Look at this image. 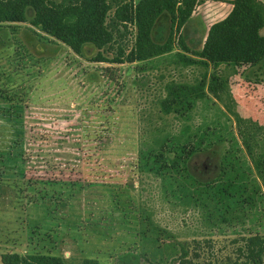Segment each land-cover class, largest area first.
<instances>
[{
    "label": "rangeland",
    "instance_id": "rangeland-1",
    "mask_svg": "<svg viewBox=\"0 0 264 264\" xmlns=\"http://www.w3.org/2000/svg\"><path fill=\"white\" fill-rule=\"evenodd\" d=\"M230 9L229 0H202L188 27L193 38L201 40ZM169 31L162 18L155 40L166 41ZM178 36L175 31V41ZM124 44L131 47L132 38ZM117 52V46L101 51L106 61L98 62L92 45L76 55L28 22L0 23V147L9 139L5 125L20 126L15 135L21 137L14 139L23 144L13 156L0 157V264L12 253L58 255L65 264L87 258L181 264L172 260L180 252L172 254V247L181 244L193 264H234L243 237L264 236L263 198L243 222L212 226L206 212L165 193V184L142 170L138 159L162 135L209 125L220 136L190 158V173L202 183L219 179L232 149L264 196V66L186 67L176 51L148 62L111 64ZM204 78L215 87L214 93L207 88L211 100L198 101L187 117L163 113L166 85ZM146 216L157 226V245L150 246H159L157 260L140 236Z\"/></svg>",
    "mask_w": 264,
    "mask_h": 264
},
{
    "label": "trees",
    "instance_id": "trees-1",
    "mask_svg": "<svg viewBox=\"0 0 264 264\" xmlns=\"http://www.w3.org/2000/svg\"><path fill=\"white\" fill-rule=\"evenodd\" d=\"M201 3L202 0H0V23L28 22L76 55H82L84 47L92 45L99 51L98 62L106 61L101 51L117 46L118 52L109 61L111 64L143 63L176 51L175 56L186 67L201 65L208 69L214 64L233 63L262 68L264 3L229 0L231 9L227 17L210 25L198 41L188 27L195 20ZM162 18H168L170 31L167 40L160 43L154 35ZM175 31L179 33L177 41ZM128 37L132 38L131 47L124 44ZM207 88L215 92V87H207L206 78L195 85L170 82L166 85L167 95L160 103L163 113L189 116L198 101L211 100ZM22 118L17 114V121ZM18 128L8 129L5 125L9 139L0 147V157L13 156L12 151L23 145L14 139V136L21 137L15 135ZM183 131L180 136L162 135L154 145L141 150L138 159L142 170L160 178L165 184L164 192L168 191L177 203L206 212L212 226L234 220L243 222L251 210L257 208L258 200L264 199L251 168L231 149L224 158L219 179L198 181L190 173L189 160L210 147L212 137L220 135L216 136L215 129L209 125L197 130L189 126ZM156 228L149 216L140 224V236L154 260L160 250L159 246H155L157 251L150 248L157 245ZM241 241L243 244L238 248L234 264H263L264 236L250 235ZM178 250L179 255L172 259L174 262L179 259L181 264H193L188 261L189 253L183 244L179 249L174 245L172 254ZM1 259L3 264H65L62 256L49 254L12 253L2 255ZM80 264L101 263L87 258Z\"/></svg>",
    "mask_w": 264,
    "mask_h": 264
}]
</instances>
